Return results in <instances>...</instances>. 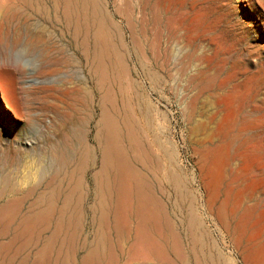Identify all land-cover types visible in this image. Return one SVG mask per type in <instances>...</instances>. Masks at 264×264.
Returning a JSON list of instances; mask_svg holds the SVG:
<instances>
[{
    "label": "bare ground",
    "instance_id": "1",
    "mask_svg": "<svg viewBox=\"0 0 264 264\" xmlns=\"http://www.w3.org/2000/svg\"><path fill=\"white\" fill-rule=\"evenodd\" d=\"M135 1L0 0V46L9 44L13 67L21 52L36 54L45 78V86L27 92L16 84L22 71L13 70L15 106L6 101L7 106L26 122L51 115L34 156L7 144L0 153L1 234L20 243L16 253L35 256L32 264H44L36 260L53 251L47 243L56 238L87 241L85 223L94 246L81 264H190L175 238L178 200L168 188L172 155L160 137L156 184L145 171L149 151L141 131L152 128L153 116L150 95L138 78L154 82L158 74L147 65L135 33ZM164 50L166 61L168 46ZM22 61L20 66L33 72L31 63ZM18 93L24 94L21 102ZM14 165L23 168L11 172ZM160 172L165 187L158 183ZM174 238L179 252L175 246L172 255ZM104 244L110 255L101 254ZM116 245L119 254L112 251Z\"/></svg>",
    "mask_w": 264,
    "mask_h": 264
},
{
    "label": "rangeland",
    "instance_id": "2",
    "mask_svg": "<svg viewBox=\"0 0 264 264\" xmlns=\"http://www.w3.org/2000/svg\"><path fill=\"white\" fill-rule=\"evenodd\" d=\"M134 4L136 36L148 56L146 64L158 74L154 82L138 78L150 95L153 116L152 128L141 131L144 151L145 145L149 151L144 153L145 171L156 184L155 139L160 137L172 155L168 188L178 200L173 218L181 246L177 244L184 248L180 252L184 250L190 264H264V0H136ZM10 51L8 43L0 46V153L2 144H7L28 148L27 154L34 156L51 115L26 122L6 101L15 106L13 70L22 71L16 84L27 92L45 86V78L38 73L41 63L36 54L19 52L31 63L30 72L20 66L22 59L17 69L13 67ZM17 166L11 172L22 170ZM162 174L158 183L165 187ZM84 226L87 241L56 238L47 243L54 248L45 246L53 251L36 261L81 264L79 259L94 246L92 228ZM10 239L0 235V264H32L35 256L16 253L20 243ZM177 241L168 251L172 255ZM100 250L110 255L109 244ZM112 251L119 254L120 247Z\"/></svg>",
    "mask_w": 264,
    "mask_h": 264
},
{
    "label": "crops",
    "instance_id": "3",
    "mask_svg": "<svg viewBox=\"0 0 264 264\" xmlns=\"http://www.w3.org/2000/svg\"><path fill=\"white\" fill-rule=\"evenodd\" d=\"M20 259V258H19Z\"/></svg>",
    "mask_w": 264,
    "mask_h": 264
}]
</instances>
